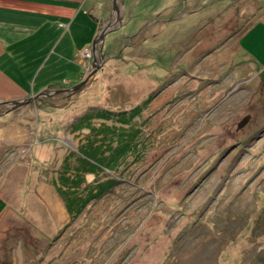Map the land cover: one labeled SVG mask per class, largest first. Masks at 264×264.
<instances>
[{"label": "rangeland", "instance_id": "obj_1", "mask_svg": "<svg viewBox=\"0 0 264 264\" xmlns=\"http://www.w3.org/2000/svg\"><path fill=\"white\" fill-rule=\"evenodd\" d=\"M19 1L0 30L43 37H0V102L89 79L0 106V264H264V0H119L99 68L113 0ZM104 135L120 163L65 186Z\"/></svg>", "mask_w": 264, "mask_h": 264}, {"label": "trees", "instance_id": "obj_2", "mask_svg": "<svg viewBox=\"0 0 264 264\" xmlns=\"http://www.w3.org/2000/svg\"><path fill=\"white\" fill-rule=\"evenodd\" d=\"M129 120H122L120 119V122H123L124 124H128ZM109 130H107V133H109L108 131H111L113 134L115 133V131L117 130L116 128H108ZM125 132L124 130L122 131L120 136H124ZM108 135H104L102 136V138H98L97 140H93L91 141L87 146H83L81 153H82V158L79 159V162L82 163V165L84 166V169H80V168H76V172L74 170V172L68 176L69 173V168L70 166L68 165L67 167V172L65 174H63V176L61 177V180L63 181V183L65 184V186H70V189L73 187H77L79 186L81 183H83V181L85 180L84 175H88V174H94V175H98L102 170L103 167L106 170H110L111 169V165L112 164H119L121 158L123 157L122 153V149L125 148V145L129 146V142H125L121 148H116V149H112L111 151L106 150V143H109L111 140L108 141ZM98 144V145H96ZM103 148H105V150H103ZM107 154V155H104ZM82 177V178H81ZM81 181V182H80ZM115 180L111 179V181H106L105 183L108 185L106 187L105 190H107V188L112 189L113 188V183ZM104 183V182H103ZM116 183V182H115ZM63 184V185H64ZM64 186V187H65ZM104 190V191H105ZM103 190L100 191L99 193H103ZM63 197L64 200L66 202V207L68 208L69 211L73 210H77L80 211L82 210V208L87 204V200L88 199H83L82 196L77 197L78 192L75 190V192H71V191H67V190H63L60 193ZM86 197V196H85ZM83 203V204H82Z\"/></svg>", "mask_w": 264, "mask_h": 264}, {"label": "water", "instance_id": "obj_3", "mask_svg": "<svg viewBox=\"0 0 264 264\" xmlns=\"http://www.w3.org/2000/svg\"><path fill=\"white\" fill-rule=\"evenodd\" d=\"M118 1L119 0H113V10L111 12V18L109 19L107 25H105L103 27V29L100 30L99 34L96 36V38L93 41L92 51L94 52V66L97 65L96 55L99 54V56H100V59H99L100 64L97 65V68H99L104 63V43H105L106 35L110 30V26L112 25L113 22H117V21H118L119 25H121V9L118 6ZM113 16H115V20H113V18H114ZM97 46L99 47V49L97 48ZM96 69H95L93 74H95ZM88 79L89 78L85 79L84 81H82L78 85H76L72 88H69V89L53 90V91L47 90V91L41 93L38 97L33 98L31 100L0 102V106H9L8 111L10 112L13 110H17L20 107L27 105L29 103H32L34 101H38L39 99H42L44 97H52L54 95L63 94V93L68 94V96L71 97L72 94H74L75 92H78L82 89V87L88 82ZM248 119H249V117H246L243 121H241L238 124V127L239 128L243 127L245 125V123L248 121Z\"/></svg>", "mask_w": 264, "mask_h": 264}, {"label": "crops", "instance_id": "obj_4", "mask_svg": "<svg viewBox=\"0 0 264 264\" xmlns=\"http://www.w3.org/2000/svg\"><path fill=\"white\" fill-rule=\"evenodd\" d=\"M66 1H68V2H73V3H84V0H66ZM1 9H8V10H16V11H22V12H27V11H31V5H26V4H24V3H22L21 1H19V0H0V10ZM35 11L37 10V11H42V9H40V8H33ZM109 9H107V10H105L104 12L105 13H107V11H108ZM113 10V9H112ZM112 10L109 12V13H107V14H109V15H107L108 17L110 16V18H111V12H112ZM54 13V12H53ZM4 20V19H3ZM95 21H97L98 22V25H97V27H95L93 30H92V33H91V36H90V38L88 39V41H91L92 40V38H96V36L99 34V30H97L98 28H99V24H100V22H101V20L100 19H95ZM66 25H68V24H66V23H63L62 21H59L58 22V27H65ZM69 26V25H68ZM68 28V27H67ZM6 31H1L0 30V37H3V38H5L4 40H5V42L6 43H8L9 45H10V48L11 47H14V45L15 46H18V45H20L21 43H29V46L31 47L32 45H34V47H37V46H39L40 45V41H41V39H39V37H43L42 35L41 36H39V37H36L35 35H34V33H32V34H28V35H21L23 38H25V40H22V37L20 38L18 35H16V34H14V33H12V34H6L5 33ZM94 39H93V41H94ZM92 45H93V42L91 43ZM90 45V43H87V45H86V47L87 46H89ZM33 47V48H34ZM14 53H16V54H18L19 53V47H18V51H16V52H14ZM9 59V58H8ZM10 60V59H9ZM4 61H7L6 60V58H5V56H0V63H2V62H4ZM11 61L13 62V58H11ZM79 73H81L80 71L78 72V74ZM65 83H69L70 82V80L69 79H64L63 80ZM56 88H59V87H56V86H54V85H49L48 86V88H42L41 89V91L42 92H45V91H47V90H59V89H56Z\"/></svg>", "mask_w": 264, "mask_h": 264}, {"label": "bare ground", "instance_id": "obj_5", "mask_svg": "<svg viewBox=\"0 0 264 264\" xmlns=\"http://www.w3.org/2000/svg\"><path fill=\"white\" fill-rule=\"evenodd\" d=\"M82 82V81H81ZM43 190H45V192L48 194L49 193V191L48 190H46V189H43ZM49 199H52V198H50L49 197ZM52 201H53V199H52ZM53 203V202H52ZM54 207H55V209L57 208L58 209V213L60 212V214H62V209H59V207H58V203H57V205H55L54 203L52 204Z\"/></svg>", "mask_w": 264, "mask_h": 264}, {"label": "flooded vegetation", "instance_id": "obj_6", "mask_svg": "<svg viewBox=\"0 0 264 264\" xmlns=\"http://www.w3.org/2000/svg\"><path fill=\"white\" fill-rule=\"evenodd\" d=\"M72 97V96H71ZM48 99H55V97L54 96H52V97H48ZM8 107V109H9V106H7ZM8 111V110H7ZM16 110H13V111H10V112H15Z\"/></svg>", "mask_w": 264, "mask_h": 264}, {"label": "built area", "instance_id": "obj_7", "mask_svg": "<svg viewBox=\"0 0 264 264\" xmlns=\"http://www.w3.org/2000/svg\"><path fill=\"white\" fill-rule=\"evenodd\" d=\"M86 55L88 56V58H91L92 52L91 53L86 52Z\"/></svg>", "mask_w": 264, "mask_h": 264}]
</instances>
